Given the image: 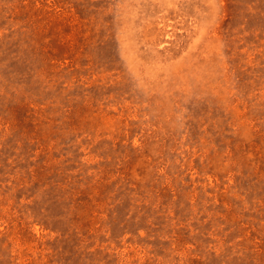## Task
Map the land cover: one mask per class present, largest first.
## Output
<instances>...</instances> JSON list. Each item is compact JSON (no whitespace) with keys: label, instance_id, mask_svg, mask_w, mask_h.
I'll list each match as a JSON object with an SVG mask.
<instances>
[{"label":"rangeland","instance_id":"374dc122","mask_svg":"<svg viewBox=\"0 0 264 264\" xmlns=\"http://www.w3.org/2000/svg\"><path fill=\"white\" fill-rule=\"evenodd\" d=\"M0 264H264V0H0Z\"/></svg>","mask_w":264,"mask_h":264}]
</instances>
